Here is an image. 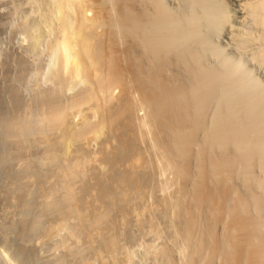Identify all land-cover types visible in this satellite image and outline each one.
Segmentation results:
<instances>
[{
    "label": "rangeland",
    "instance_id": "rangeland-1",
    "mask_svg": "<svg viewBox=\"0 0 264 264\" xmlns=\"http://www.w3.org/2000/svg\"><path fill=\"white\" fill-rule=\"evenodd\" d=\"M153 1L77 0L67 15L74 27L83 13L96 20L87 32L97 62L92 68L83 59L81 77H73L63 60L57 0H0V248L13 244L12 255L21 257L16 264L251 263L258 245L246 242L228 214L238 208L248 231L258 220L250 231L255 227L264 238V200L255 205L263 191L252 178H264L261 159L246 170L243 164L228 174L216 170L221 151L207 137L225 108L220 92L200 106L193 128L181 111L183 97L165 90L188 86L191 68L200 65L205 79L217 82L230 61L243 64L264 94V57L254 56L262 49V28L235 0H201L194 9L200 34L190 43L199 61L189 50L157 60L142 45L143 35L127 27L152 20ZM191 1L164 0L171 16L183 19ZM205 2H222L230 11L222 28L235 24L237 38L210 29L213 12ZM245 36L252 42L242 43ZM102 75L112 79L108 88ZM250 98L239 96L244 104ZM241 111L243 123L248 117ZM179 120H185L180 128ZM181 137L191 143L180 146ZM207 188L215 192L213 202L204 200ZM6 210L14 213L7 218Z\"/></svg>",
    "mask_w": 264,
    "mask_h": 264
},
{
    "label": "bare ground",
    "instance_id": "bare-ground-1",
    "mask_svg": "<svg viewBox=\"0 0 264 264\" xmlns=\"http://www.w3.org/2000/svg\"><path fill=\"white\" fill-rule=\"evenodd\" d=\"M76 1L77 0H57V6L56 7H58L57 8L59 10V11L57 10L59 12L58 14H60V16L62 17L63 24H64V26H63L64 39H63V42L61 44H62L63 50H64V59L63 60L65 63V66L67 69L68 68L70 69V72H71L70 74L73 77H77L79 75H80L79 77H81L82 72H83L82 71L83 70L82 66L84 63V62H82L83 59H87L88 62H90V66H92V68L95 67L96 62H97V60L94 58L93 43H92V41L88 35V32H87L89 26L94 25L96 20L87 19L83 13L80 17L81 19L79 21V24L76 27H74V25H72L71 21H69L67 11H68V9H70L74 6V3ZM235 1L238 2L239 5H241L243 7L242 8L244 10L243 12H245V10H246V13L249 14V17L251 15L252 16L251 18H253L254 22L257 23V25L262 28V35L260 34L261 37L259 36L261 38V45L263 44L262 49L259 52L255 51L257 53L256 54L254 53L255 54L254 56H255V59H257V60H263L262 57H264L263 56V54H264V0H235ZM153 2L156 5L155 11H154V16H153L154 18H152V20H150V21L147 19L148 22L146 21L147 23H144L143 25L141 23H139L140 22L139 20L137 21L138 23L136 22V20L134 22L132 21V23H130L131 25L129 24L130 26L127 25L128 29L131 30V31H129V30L128 31L135 35V34H137V33H135L136 30H138L137 31V32H139L138 34L141 33L140 36L143 35L142 39L144 41L141 40V43L143 42L145 44H142V45L146 46L145 49H150L152 56L157 58V60H158V58L162 59V60L165 59L164 55H166L167 53L173 54V52L176 51L175 53H177L180 56L181 52L182 53H184L186 51L188 52V50H189V52H188L189 54L186 52L187 55L188 56L190 55L191 59L195 58V52H194V50L192 51L190 48H191V44H192L191 43L192 39H196V37H198L200 34V33H198L200 31H198L199 27L197 28V25L200 23L198 21H199V17H201V16L198 15L196 13L197 11L195 12L194 9L196 8L195 6L197 4L201 5V0H192L191 1L190 6L188 7L189 10L187 11L186 15L184 16V19L178 18V17H180V15H178V17L171 16L169 8L165 4L164 0H154ZM205 4H206V2H205ZM210 5H211L210 8L212 9V12H213L212 15L209 14V16L211 15L210 18L212 20L211 21L212 23L210 24L211 27L209 26L210 29L211 30L214 29V31H216V30L218 31V29H220V28H221L220 30L225 29L222 27H224V24H226L225 22L228 21L227 18L229 16L228 13H230V11L228 13L226 12L227 9L222 4V2H220L219 5H218V3L217 4H214V3L213 4H211V3L206 4V6H210ZM197 6H199V5H197ZM233 8L235 9L236 7H233ZM206 9L209 10L208 7H206ZM237 9H239V7ZM195 10H198V9H195ZM202 10H205V9H202ZM210 12L207 11V14ZM202 15H203V13H202ZM230 19H231V17H230ZM201 20H202V18H201ZM248 21H249V19H248ZM184 23H186V24L183 26L182 24H184ZM139 24H141V25H139ZM180 24L182 27L180 26ZM233 25H235V24L228 25V26L226 25L227 26V28L225 29L226 31L224 30L225 36H227L230 40L237 38L239 35L238 32L236 31L237 27L234 29V27L236 25L235 26H233ZM254 25H256V24H254ZM211 30L209 32L210 34L213 32ZM238 30H240V29H238ZM247 33H249V32H247ZM243 38H242V43H244V44L251 41V37L245 36ZM253 38H255V37H253ZM74 39H76L77 41L75 42ZM240 39H241V37H240ZM205 41L208 42L207 37H206ZM194 42L195 41H193V43ZM256 42H257V40H256ZM189 44H190V47H189ZM207 44H210V43H207ZM240 45L241 44H239V46ZM208 47H210V46H208ZM194 48H196V47H194ZM183 50H185V51H183ZM213 50H214V52L218 53L216 48ZM179 56H176V58ZM180 57H182V56H180ZM194 60L199 61L198 59L196 60V58ZM257 60H254V61L256 62ZM225 61H227V59ZM162 63H164V62H162ZM194 63L195 62H193V65H194ZM226 65H227L226 70L224 73H222V76L219 75V77H216L218 79L217 82L214 81L215 79L212 80L213 77L210 78L213 81V83L208 82V81H210V79L209 80H207V78L205 79L206 74L203 76L204 72L202 70L200 71L197 69V67L201 66L200 65V66H197L196 68H191L192 70L190 69L192 71V74H190L191 76L190 75L189 76L191 79L193 77L192 81L189 83L190 85L188 84V86H185V87L180 86L177 89H171V90L168 89V87H166L167 90H170V91L165 90V92L166 93L168 92L167 94L170 93V95H172V96L183 97V102H182V107H181V111L183 112L182 114L189 115L191 118V123H192L193 128H197V126H199V124H200V118H199L200 115L198 113L201 111V110L198 111V109L200 108V106H202V105L204 106L205 102L207 101V99H209V97L212 96V94L219 91L220 92L219 96H221V98H223L222 100H223L224 105H225V108H224L225 110L219 109V111L217 112L216 120H215L217 122L214 123V125H213L214 127L212 126L213 130L212 129H211L212 131L209 130L210 132H208V137H207L208 138L207 143L210 142L209 144L216 145L220 149V150L219 149L218 150L221 151V155L219 158L220 160L218 159L217 162H215V163L213 162L214 167L216 166L215 169L216 170H218V168L224 169V171L226 173H223V174H228V173L232 172L236 168V166L238 167V165H240L239 167H242V164L244 165V167H242V168L245 169V167H246V169H248V167L251 165L253 159L258 156L261 159L260 168H261V170L263 169V171H264V110L262 109L263 108L262 106H264V105H262V102H263L262 99L264 98V94H263L262 89L260 88L259 84L253 78L251 72L247 71L245 69L246 67H244L243 64H241V63L240 64H234L232 62L230 63V61H229L226 63ZM191 71H189V72L191 73ZM208 75L210 76V74H208ZM104 76H103V78H104ZM105 80L107 81V80H109V78L107 79V77L105 76ZM111 80H109L108 82L105 81L106 82L105 83L106 88H108L110 86V84L112 82ZM166 86H167V84H166ZM159 92H160V90H159ZM245 92L248 93L249 95H251V98H250L248 103L245 102V104H244V101H240L241 99H239V96L241 93H245ZM232 93H234V94H232ZM258 97H260L259 99H261V98L262 99L257 101ZM82 100H84V99H82ZM82 100L80 99L77 102V104L81 103ZM160 100H161V98H160ZM151 101H153V100H151ZM161 102H162V100H161ZM157 104H155V105H157ZM175 106H176V104H175ZM178 107H179V105H178ZM221 107H222V105H221ZM156 108H158V107L156 106ZM169 108H170V106H169ZM156 110L157 109H155V111ZM241 110L244 111V115L245 116L247 115V117H248L247 121L245 120V122H243V123H242V119H241V121L237 120V117H238L237 111H241ZM245 112H246V114H245ZM163 114H164V112H163ZM180 114H179V116L181 118L182 114L181 115ZM175 120H178V119L176 118ZM235 120L239 121L237 123L238 126H239V123L240 124L242 123V125L240 126L239 129H236L238 127L235 126V122H234ZM184 121L179 120L178 123L176 122L179 125V128L184 125L183 124V123H185ZM243 121H244V119H243ZM189 138L181 137L179 145L182 147H185L188 143ZM190 143H188V144H190ZM229 145H231V146L233 145V148L237 149V150H235L236 152L238 151L236 155H235L236 152H234V151H233L234 155H232L230 153L228 154L227 147H229ZM260 159H257V160L260 161ZM217 174H218V171H217ZM219 174H221V173H219ZM223 176H226V175H223ZM252 178L254 180H256L255 182H257V184H258L257 186H259V188L263 191V192L261 191L263 193V196L257 195L255 197V205L259 206L261 201L264 200V178L260 179V177H257L260 180L254 178V177H252ZM221 190L222 189H220V191ZM223 190H224V188H223ZM220 193L222 194L223 198H225L227 192H224V193L220 192ZM215 198H216L215 192H213L212 189L208 190V188H207L206 189V199H204V200H206V202H209V201L213 202V200ZM221 198L222 197H220V200H221ZM235 208L236 207H234V209L232 208V210H231V208H229V211L231 213L228 214V217H229V215L233 214L231 216L235 217V218L232 217L233 220L235 221V223L233 221L232 222L234 223V225H237L239 227L238 228L237 226H235V227H237V229H239V230L242 229L243 235L245 236L247 243L256 244L259 246V247L256 246L257 249H256V251L254 250L255 253H254V251L252 252V253H254V257H253L250 264H264V238L262 235H261L262 237H260L257 233H255V231H254L255 227H254V230L250 231L251 229H253L252 227L254 225L256 226V222L258 220H256V222L254 221V224L251 223L253 225L250 226V230L248 231L247 227H246L247 224H245V222H246L245 220H247V219L244 220V218H241V216H243V213L239 212L240 213L239 214L236 210L238 208H236V209ZM223 209H224V207H222V210ZM6 212H7V218H9V215L11 213H14L13 211L11 212L9 210H6ZM10 218H12V217L10 216ZM248 229H249V226H248ZM10 231L11 230H9V233H10ZM25 231H27V230H25ZM7 232H8V230H7ZM21 238H23V236ZM6 241H7V239H6ZM10 241L12 242V240H10ZM14 241H15V239H14ZM11 245H13V244H11ZM11 245L6 244V245L2 246L3 248H0V259H2V263L0 262V264H16V261L18 259H21V257L19 258V256L17 258V257H15L16 255L15 256L12 255ZM20 249H21V253H22L21 256L23 258H25V259L31 258L30 249L26 248L25 246L24 247L21 246ZM22 264H27V262H24Z\"/></svg>",
    "mask_w": 264,
    "mask_h": 264
}]
</instances>
